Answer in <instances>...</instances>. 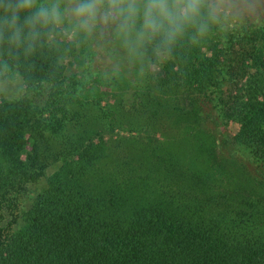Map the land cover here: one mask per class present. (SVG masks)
Returning <instances> with one entry per match:
<instances>
[{
  "label": "trees",
  "instance_id": "16d2710c",
  "mask_svg": "<svg viewBox=\"0 0 264 264\" xmlns=\"http://www.w3.org/2000/svg\"><path fill=\"white\" fill-rule=\"evenodd\" d=\"M53 2L73 4L37 0ZM203 9L209 38L189 29L170 52L145 55L160 84L192 90L193 152L137 146L116 171L97 130L64 129L88 91L63 60L90 61L95 33L79 31L77 43L54 23L26 52L0 28V71L24 84L0 99V264H264V0ZM147 188L156 200L133 204Z\"/></svg>",
  "mask_w": 264,
  "mask_h": 264
},
{
  "label": "rangeland",
  "instance_id": "374dc122",
  "mask_svg": "<svg viewBox=\"0 0 264 264\" xmlns=\"http://www.w3.org/2000/svg\"><path fill=\"white\" fill-rule=\"evenodd\" d=\"M205 3L206 0H202V12ZM58 26L68 38L75 36L77 42L79 31L74 28L70 16L58 22ZM111 31V27L101 26L93 32L96 40L85 49L91 57L86 66L63 60L65 76L78 86L82 83L88 91L73 105L72 110L78 113L76 119L73 117L71 121L68 120L65 131L75 130V123L78 127L97 130L99 140L104 144L103 154L105 157L108 155L104 161L109 167L115 165L120 168L119 163H123L124 158L122 155L126 154L124 151L137 146L147 150L150 147L158 148L164 154L168 151L187 160L194 147L192 130H198L197 125L185 114L192 106V90L183 86L181 91L175 93L170 86L160 84L153 75L156 67L145 56L140 59L129 57L112 39ZM203 35L205 39L210 37L207 32ZM215 44L214 41L212 49ZM210 50L203 48L205 52ZM95 73L102 78L100 85L92 81ZM23 93L24 84L20 75L0 71V99L18 98ZM172 107L181 109V115L176 116ZM58 166L59 163L50 166L48 174ZM114 174L120 175L119 171ZM102 177L106 175H88L86 180L99 182L96 180ZM110 191L120 194L114 188ZM152 191L150 188L138 190L133 204L142 201L144 205H150L157 198Z\"/></svg>",
  "mask_w": 264,
  "mask_h": 264
},
{
  "label": "clouds",
  "instance_id": "9594fccd",
  "mask_svg": "<svg viewBox=\"0 0 264 264\" xmlns=\"http://www.w3.org/2000/svg\"><path fill=\"white\" fill-rule=\"evenodd\" d=\"M202 0H73L70 8L56 2L0 0V28L10 44L31 51L41 30L61 22L68 14L74 28L91 35L101 26L111 27V36L131 58H143L149 49L158 55L170 52L189 29L202 35L207 24Z\"/></svg>",
  "mask_w": 264,
  "mask_h": 264
}]
</instances>
